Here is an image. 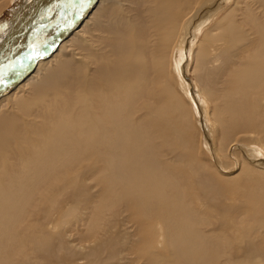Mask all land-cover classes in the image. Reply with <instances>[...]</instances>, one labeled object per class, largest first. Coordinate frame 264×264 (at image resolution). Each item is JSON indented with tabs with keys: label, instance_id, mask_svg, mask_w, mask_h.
<instances>
[{
	"label": "bare ground",
	"instance_id": "obj_1",
	"mask_svg": "<svg viewBox=\"0 0 264 264\" xmlns=\"http://www.w3.org/2000/svg\"><path fill=\"white\" fill-rule=\"evenodd\" d=\"M55 1L0 0V264H264V0Z\"/></svg>",
	"mask_w": 264,
	"mask_h": 264
},
{
	"label": "rangeland",
	"instance_id": "obj_2",
	"mask_svg": "<svg viewBox=\"0 0 264 264\" xmlns=\"http://www.w3.org/2000/svg\"><path fill=\"white\" fill-rule=\"evenodd\" d=\"M57 1V0H56ZM55 1V2H56ZM89 0H85V1H83V0H73V1H71L70 3H67L66 4V6L64 7L63 5H59V4H56V11L54 10V13L51 15V18H53V17H56V14L58 15V16H60L59 17V19L61 18V16L63 15V14H65V13H67V15L70 13V11H72L73 9H75V7L78 5V4H84V3H86V2H88ZM8 2H9V0H8ZM247 2H251V0H239V3H237V2H234V4H232V3H230L229 5H227V8L225 9L224 8V10L219 14V19L220 20H222V21H227V20H224L223 18L225 17V15H226V13H228V12H231L232 13V16H233V18H234V20H235V22H237L238 23V20H241V9H244L247 5ZM59 3V2H58ZM9 4V3H8ZM8 4H6V7L8 6ZM54 6H55V4H54ZM217 7V6H216ZM237 7V8H236ZM10 8V6L9 7H7V8H5L4 7V9L1 11L4 15L1 17V15H0V21L1 20H3V19H6V20H4L3 21V23H5L7 20H9V17H10V14L9 15H5V13H10L9 12V9ZM240 8V9H239ZM77 9H80L79 7L77 8ZM59 10V11H58ZM226 12V13H225ZM238 12V13H237ZM12 13V12H11ZM235 13V14H234ZM238 15H240V16H238ZM65 17V16H64ZM64 17L61 19V20H59L58 22H56V25H58L59 24V22H61V23H64L65 21H64ZM239 19H238V18ZM215 25H216V23H215ZM1 26V25H0ZM246 29V30H245ZM249 29V27H245L243 30H244V34H248L249 32V39H251L252 38V32L250 31V29ZM47 30V29H46ZM46 30H44L43 31V34L46 32ZM58 30H59V33H58V35L59 36H63L64 34H65V23L64 24H61L59 27H58ZM220 31V32H219ZM219 31L218 30H216V31H214V32H210V34L208 33V36H209V39L210 40H214V39H216L217 37L218 38H220V37H222L223 35H224V32L222 31V29H219ZM247 32V33H246ZM206 34H207V32H205ZM212 33V34H211ZM56 34V32L54 33V35ZM213 36V37H212ZM215 36V37H214ZM237 36V35H236ZM56 37H57V35H56ZM223 39V38H222ZM35 44L36 42H35V40L34 41H31V42H29L28 44L30 45V47H28V49H27V51H29V49L31 48V46H33V43ZM214 42V41H213ZM224 43V45H222ZM229 43V44H228ZM215 44V48H217V49H219V50H221L222 48H234V49H236L235 48V46H236V44L234 45H232V43L229 41V42H226L224 39H223V42H217V43H214ZM241 44V43H240ZM242 45V44H241ZM229 46V47H228ZM214 48V49H215ZM26 53H24L23 55H25ZM17 57V56H16ZM186 57H189V55H187ZM14 59H15V56H14ZM14 59H12V60H14ZM21 59V58H20ZM20 59H17V61H20V63H21V61L22 60H20ZM184 59V58H183ZM16 61V60H15ZM184 61H186V60H184ZM185 63V62H184ZM187 63H188V61H187ZM13 64L15 65L16 63H14L13 62ZM3 66V67H2ZM11 65H8L7 63H6V65L5 64H2V65H0V71H7V74L5 75V80H8V76H9V74H11L12 73V71L11 70H8L7 68L8 67H10ZM15 66H17V67H15V71L12 73V77H16L17 76V73H18V71L19 70H21V64L20 65H18V63L15 65ZM2 69V70H1ZM34 69L35 68H33L31 71H30V73H29V71H28V73L26 74L25 73V75L24 76H27V77H29V75L34 71ZM190 69V68H189ZM192 71L191 70H189V74H188V77L191 79V81L192 82H194V77L195 76H193V74L191 73ZM3 73V72H2ZM26 77V78H27ZM11 78V77H10ZM218 91L216 92L217 94H218V92H219V94L221 93V91H220V88H219V86H218ZM221 97V96H220ZM216 105V106H215ZM224 105V101L222 100V99H220V98H216V99H213L211 102H210V106L211 107H213V108H220V107H222ZM219 106V107H218ZM216 110V109H215ZM192 121H193V119H192ZM205 134V133H204ZM258 137V136H257ZM209 143L211 144V140H210V138H209ZM211 145H213V144H211ZM223 154H226V151L225 152H222ZM235 153H237L238 155H239V157H240V150H236L235 151ZM234 158L236 159V157H235V155H234ZM212 160V159H211ZM226 160L229 162L230 160H229V158L228 157H226ZM238 160V159H237ZM212 163L214 164V161L212 160ZM234 166V165H233ZM232 166V167H233ZM238 166V165H237ZM234 169H238V168H234ZM235 173V174H234ZM238 172H237V170H235L232 174L233 175H236ZM231 175V174H230ZM226 177V176H225ZM94 192V191H93ZM95 192H96V190H95ZM115 214V217H117L118 215H116V213H114ZM121 218L119 219V223L120 224H118V228L119 229H122V228H126V227H124V225H123V223L121 222L122 221V219L123 218H125V216H126V214L125 213H121L120 215H119ZM128 228H130V230L132 229L131 228V226L130 225H128ZM159 234H160V232H159ZM156 238H157V235L155 236ZM155 237H153L154 239H155ZM159 239V238H158ZM124 241H126V240H124ZM160 242V240H157V242ZM160 245V244H159ZM158 244H157V247H160ZM161 248V247H160ZM126 257H128V258H131V257H129V256H127V254H125V253H123V258L126 260ZM117 260H118V263H117ZM125 260H123V261H125ZM111 261V262H110ZM114 261H115V264H122V263H124V262H119V259H114ZM113 260H106V259H104L103 260V264L105 263V264H111L112 262H114ZM128 261H131L130 259H128L125 263L126 264H128ZM108 262V263H107ZM110 262V263H109ZM142 263V262H141ZM140 263V264H141ZM112 264H114V263H112ZM129 264H130V262H129Z\"/></svg>",
	"mask_w": 264,
	"mask_h": 264
}]
</instances>
